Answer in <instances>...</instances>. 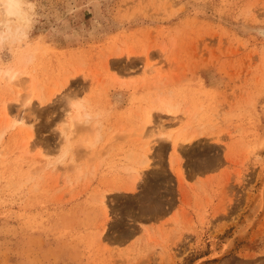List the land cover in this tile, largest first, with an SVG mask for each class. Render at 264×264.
Here are the masks:
<instances>
[{
    "label": "rangeland",
    "instance_id": "374dc122",
    "mask_svg": "<svg viewBox=\"0 0 264 264\" xmlns=\"http://www.w3.org/2000/svg\"><path fill=\"white\" fill-rule=\"evenodd\" d=\"M27 1L0 37V264H264V0ZM157 92L181 113L141 130Z\"/></svg>",
    "mask_w": 264,
    "mask_h": 264
},
{
    "label": "bare ground",
    "instance_id": "6f19581e",
    "mask_svg": "<svg viewBox=\"0 0 264 264\" xmlns=\"http://www.w3.org/2000/svg\"><path fill=\"white\" fill-rule=\"evenodd\" d=\"M27 4H29V1H27V0H0V37L1 38H9L10 36H16L17 35V37H25L26 36V33H25V30H26V28L30 25V22H31V19H30V17H29V15H28V12L26 11V9H25V6L27 5ZM18 35H20V36H18ZM1 40V39H0ZM21 65H23V64H21ZM24 68H25V66H23ZM22 67V68H23ZM21 68V67H20ZM18 70V69H17ZM16 69L15 70H13V71H17ZM20 70V69H19ZM19 70H18V72H10V74H12L11 76H12V78H17L18 79V77L21 75V71L19 72ZM22 70H24V69H22ZM27 72V71H26ZM6 73V72H5ZM22 73H23V71H22ZM10 76V77H11ZM20 78H22V77H20ZM19 78V79H20ZM6 79V78H5ZM11 79V78H10ZM23 79L24 78H22L20 81H21V83H20V85H22L21 86V88L23 89V86L25 85V82L27 81H23ZM12 80V79H11ZM14 80V79H13ZM12 80V82H15L16 81V79L13 81ZM33 80H34V78H33ZM18 81V80H17ZM23 81V82H22ZM32 81V80H31ZM11 82V83H12ZM16 83V82H15ZM18 83H16V85H17ZM24 84V85H23ZM27 84V83H26ZM19 85V86H20ZM31 87V89H30V91H31V93H29V97L30 98H28L27 100L24 98V97H20L22 100H24V101H29V100H32L31 98V94H32V96L34 95L35 97H39L43 102H44V100H46V99H44L43 100V98H41L42 96H41V94H40V96H39V93H38V91H37V89L38 88H36V87H38V85L37 86H35V85H31L30 86ZM17 88H19L18 86H17ZM24 88H25V86H24ZM39 90V89H38ZM19 92V91H18ZM24 92V91H23ZM41 92V91H40ZM36 93H38V94H36ZM158 93V92H157ZM170 93H172V92H170L169 91V94H168V97H169V95H170ZM19 94V93H18ZM159 95L158 96H160V94L162 95V96H160V97H157V98H154V99H156V100H154V101H152L150 104H148L147 103V101H145V103H147L148 104V106L145 108V117L143 118V128H141V130H143L144 128H145V126H149V124L150 123H152L151 122V115H152V112H154V110H158V111H160V112H162V114L163 113H165V114H168V115H178V114H180L181 113V107H180V105H178V104H175L174 102H172V98H167L166 97V93L164 94L165 95V97H164V95L162 94V93H158ZM21 95V94H20ZM26 96V95H25ZM155 96V95H154ZM19 97V96H18ZM156 97V96H155ZM170 97H171V95H170ZM49 98V97H48ZM47 98V99H48ZM145 98V97H144ZM143 98V99H144ZM16 99V98H15ZM21 99H19L18 101H20ZM40 100V101H41ZM50 100V99H49ZM24 101H22L21 103L23 104V102ZM41 101V102H42ZM42 102V103H43ZM25 104H26V106H27V104H30L29 102H24ZM21 104V105H22ZM25 104L23 105V106H25ZM181 104V103H180ZM183 104V103H182ZM182 106V105H181ZM29 107H31V106H29ZM84 105L80 102H76V103H74L73 104V106H72V108H73V114H74V116L73 117H71L72 119H71V121H70V129L72 130V131H74V130H79L80 129V131H83L81 128L82 127H84V125L87 127H89L90 126V124H89V122L91 123V120L90 119H93V118H90V117H92V116H90V114L89 113H87L86 111L84 112ZM196 107V105L194 106V108ZM8 108V107H7ZM7 108H5L4 107V112L6 113V115H9V112H7ZM86 108V107H85ZM141 108V107H140ZM188 108V107H187ZM187 108H186V114H188L189 112H188V110H187ZM23 109H25V108H23ZM26 109H30V108H26ZM36 109V108H35ZM188 109H190L191 110V108H188ZM196 109H197V107H196ZM30 110H32V109H30ZM138 110H139V108H138ZM28 111V110H27ZM32 111H30V113H31ZM34 112V111H33ZM32 112V113H33ZM194 112V111H193ZM196 112H197V110H196ZM195 112V113H196ZM29 113V114H30ZM34 113H36V112H34ZM138 113H140V112H138ZM183 113H184V110H183ZM195 113L194 114H190L191 116H193V115H195ZM23 114V113H22ZM196 115H197V113H196ZM195 115V116H196ZM33 116H35V115H33ZM195 116H194V118L193 119H195ZM28 116L25 114V115H23V116H18L17 115V117L15 116V120L13 119L12 121H14L13 123H14V125H16L17 126V124H21V125H23V128H24V126L25 125H27V122H29L30 121V118H27ZM139 117V116H138ZM140 118V117H139ZM34 119V118H33ZM70 119V118H69ZM189 119H190V117H189ZM191 120H192V118H191ZM34 122H36V121H34ZM189 122V121H188ZM192 122H194L195 123V121L194 120H192ZM191 122V123H192ZM13 123H11V124H13ZM140 123H141V120H140ZM89 124V125H88ZM190 124V123H189ZM20 125V126H21ZM30 125H32V124H30ZM68 125V124H67ZM99 124L95 121V124H93V126H98ZM136 125V124H135ZM161 125V124H160ZM28 126H29V124H28ZM140 126V125H139ZM142 126V125H141ZM187 126V125H186ZM191 126V125H190ZM160 127V126H159ZM161 127H163L162 125H161ZM160 127V128H161ZM165 127V126H164ZM94 128V127H93ZM91 129L92 131L94 130V132L93 133H89V134H86L84 131V133L86 134H82V137L80 138L79 136V140L78 139H76V141L78 140L81 144H84L86 147H93L95 144L97 145V142H98V140H99V128L98 127H95L94 129ZM134 128H135V126H134ZM184 128V127H183ZM183 128H181L182 130V132L183 133H181V131H180V133L176 136V138L174 139V144H182V143H180V141L181 142H183L182 141V139H183V137H187V136H185L184 134V132H185V130L183 131ZM185 128H188V127H185ZM184 128V129H185ZM65 130H66V128H64ZM132 129V128H131ZM158 128L156 127V130H157ZM64 130V135H65V133H66V131ZM85 130V129H84ZM122 130H123V128H122ZM135 130V129H134ZM155 130V129H154ZM159 130V129H158ZM162 130V129H161ZM148 131V130H147ZM141 132V131H140ZM157 132V131H156ZM74 133V132H73ZM158 133V132H157ZM81 134V133H80ZM117 135V134H116ZM144 135V134H143ZM170 135V134H169ZM187 135V134H186ZM164 136V135H163ZM166 136V135H165ZM151 137V136H150ZM169 137V136H168ZM192 137V136H191ZM111 138V137H110ZM130 138H132V137H130ZM193 138V137H192ZM192 138H190V140H188V141H191V143H192ZM29 139H30V137H29ZM122 140V139H121ZM194 140H195V138H194ZM100 141V140H99ZM149 142V141H148ZM153 142V141H152ZM72 143H74V142H72ZM147 144V143H146ZM70 145H72L71 143H70ZM145 146V145H144ZM147 146V145H146ZM151 146V145H150ZM27 147V146H26ZM94 147H96V146H94ZM152 147V146H151ZM150 147V148H151ZM145 148V147H144ZM148 146H147V149H145L144 151H143V155H141V156H143V158H141V162L140 161H137L139 164H140V166H141V171L139 172V167L137 168L138 170H137V172H136V174H137V176H138V178H137V181H134L133 183H132V189H136V190H138L139 189V187H140V185L142 184V183H147V181H148V176L147 175H149V174H146V172L145 171H147V172H149V171H151V158H149L150 156H149V154H150V152H151V154H152V149L154 148V145H153V147H152V149H150ZM96 149V148H95ZM155 149V148H154ZM97 150V149H96ZM132 150V149H131ZM147 150V151H146ZM92 151V150H91ZM135 152V151H134ZM130 153H131V151H130ZM149 153V154H148ZM102 155H103V153H101ZM134 154V153H133ZM141 154V153H140ZM140 154H139V156H138V154L136 155V157H140ZM131 155H132V153H131ZM157 155V154H156ZM106 156V155H105ZM130 156V155H129ZM137 158V159H138ZM135 165V164H134ZM52 167V166H51ZM129 168V167H128ZM154 168V167H153ZM152 168V169H153ZM132 169L134 170V168L132 167ZM131 169V170H132ZM133 173H135L134 171H132ZM155 172H157V171H155ZM159 172V171H158ZM151 173H152V171H151ZM178 175H180V174H178ZM150 176H151V174H150ZM147 178V179H146ZM158 178V176L156 177V179ZM159 178H161V177H159ZM152 188V187H151ZM149 189V188H148ZM151 193V192H150ZM106 197V196H105Z\"/></svg>",
    "mask_w": 264,
    "mask_h": 264
}]
</instances>
